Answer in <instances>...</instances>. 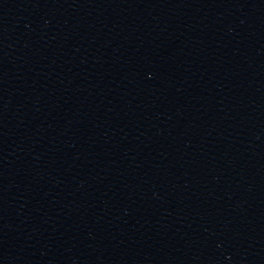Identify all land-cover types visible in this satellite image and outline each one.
Here are the masks:
<instances>
[{
  "label": "water",
  "instance_id": "95a60500",
  "mask_svg": "<svg viewBox=\"0 0 264 264\" xmlns=\"http://www.w3.org/2000/svg\"><path fill=\"white\" fill-rule=\"evenodd\" d=\"M0 264H264V0H0Z\"/></svg>",
  "mask_w": 264,
  "mask_h": 264
}]
</instances>
